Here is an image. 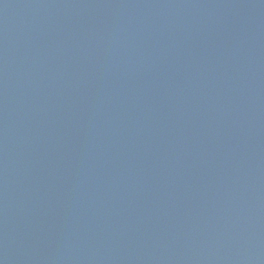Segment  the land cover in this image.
Masks as SVG:
<instances>
[{
	"label": "water",
	"instance_id": "95a60500",
	"mask_svg": "<svg viewBox=\"0 0 264 264\" xmlns=\"http://www.w3.org/2000/svg\"><path fill=\"white\" fill-rule=\"evenodd\" d=\"M0 264H264V0H0Z\"/></svg>",
	"mask_w": 264,
	"mask_h": 264
}]
</instances>
